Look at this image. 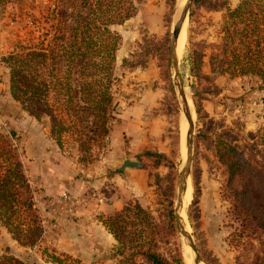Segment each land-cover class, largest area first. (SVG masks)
I'll list each match as a JSON object with an SVG mask.
<instances>
[{"label":"trees","instance_id":"obj_1","mask_svg":"<svg viewBox=\"0 0 264 264\" xmlns=\"http://www.w3.org/2000/svg\"><path fill=\"white\" fill-rule=\"evenodd\" d=\"M48 1L49 7L33 20L34 39L20 42L2 59L10 69L11 95L31 117L49 119L51 135L61 148L68 139L67 144L74 143L83 155L82 161L93 165L100 153L109 150L105 139H111L114 124L119 122L115 87L122 36L116 28L138 15L140 2ZM215 9L224 16L222 36L210 55L212 73L232 79L252 77L264 83V0H240L234 8L224 0ZM203 61V52L193 56L191 72L199 81L209 80L202 72ZM128 62L125 59L123 64ZM138 67L143 65L129 68ZM224 133L230 135L231 131ZM15 136L0 133V230L6 229L21 246L35 247L44 239L46 219L37 205L38 192ZM222 137L218 135L215 150L225 170L223 194L237 223L235 235L238 243L247 239L255 252L253 263L264 264V129L253 145H239ZM162 161L169 158L158 156L157 164ZM155 177L158 186L162 177ZM171 194L168 192L167 198ZM169 205L167 218L173 229L174 203ZM99 219L117 242V263L139 264L137 258L142 256L148 264H170L152 247L157 227L141 204L126 205ZM128 248L134 251L126 257ZM177 263L183 264L182 259ZM0 264L25 262L5 254L0 255Z\"/></svg>","mask_w":264,"mask_h":264},{"label":"rangeland","instance_id":"obj_2","mask_svg":"<svg viewBox=\"0 0 264 264\" xmlns=\"http://www.w3.org/2000/svg\"><path fill=\"white\" fill-rule=\"evenodd\" d=\"M204 1V3H203ZM224 0H193L187 25V40L183 54L179 57V68L185 92L190 96L196 111L194 130V152L192 163L191 184L192 196L186 207L187 223L194 242L202 259L207 264H254V250L250 248L247 239L239 241L235 230L237 223L231 213V203L224 196L223 188L226 183L224 167L218 162L215 144L218 135L234 141L239 145L255 144L259 132L264 129V83L252 77L230 78L218 77L212 73L210 55L212 46L218 44L222 36V21L224 12L216 11L215 7ZM234 5L238 0H228ZM138 15L119 26L116 30L122 36V44L117 53L116 76L119 83L115 87L118 103H129L135 92L133 84L137 83V70H143L154 65L159 70L162 87L167 94L164 101L169 99L171 115V132L173 151L169 161L164 163L161 171H155L157 160H152L151 179L155 185L154 200L145 207L152 214L157 230L153 249L170 264L185 258V245L176 223L175 209L179 189V173L183 167L184 152L181 137L182 110L174 86V75L170 63V44L173 28L178 19L181 4L178 0H139ZM48 0H0V133L11 136L15 133V142L23 153V162L30 180L34 182L38 196L37 205L41 214L48 220L47 203L57 197L53 192L54 182H72L79 180L80 192L75 194L79 208L87 205L93 199L85 187L87 173L106 166L103 155L93 165L82 161L83 155L74 143L64 144L51 135L48 118L37 120L24 111L10 91V69L2 61L20 43H28L35 37L33 20L41 17V12L49 7ZM152 18L158 19L160 33L152 32L147 25ZM159 26V25H158ZM156 31V32H155ZM203 52V74L209 80H197L192 72L193 56ZM129 62L124 65V60ZM142 64L143 67L130 69L131 65ZM163 83V84H162ZM119 123L115 122L114 125ZM231 131L227 135L224 132ZM224 133V134H223ZM183 134V135H182ZM254 135L255 138H251ZM111 141L108 143L110 146ZM118 154L117 158H121ZM98 165V167H97ZM96 166V167H95ZM102 179V172L98 171ZM155 174L162 177L158 183ZM99 189L95 192H101ZM67 192V191H66ZM171 192L170 198H167ZM64 193V192H63ZM68 194H74L68 190ZM102 193V192H101ZM66 194V193H65ZM90 195V196H88ZM106 196V195H105ZM85 198V203L82 200ZM98 196L95 198L97 200ZM95 200V201H96ZM174 203V228L169 227L167 213L170 203ZM137 204V203H130ZM78 211L77 217L70 230L81 226ZM46 226V222H45ZM147 230V227H145ZM35 247H24L15 241L6 229L0 230V255H15L25 264H120L115 258L117 245L108 251L114 262L105 260L102 263H85L79 256L83 251H73L68 255L52 246L46 238ZM241 239V238H240ZM183 245V246H182ZM257 245V244H256ZM68 247H72V244ZM129 249V248H128ZM133 249L126 252V257L132 255ZM106 254V253H104ZM98 255V254H97ZM100 255V254H99ZM75 257V258H74ZM96 255L93 256V259ZM79 258V259H78ZM61 263L55 262V260ZM108 259V258H107ZM139 264H148L142 256L137 258Z\"/></svg>","mask_w":264,"mask_h":264},{"label":"crops","instance_id":"obj_3","mask_svg":"<svg viewBox=\"0 0 264 264\" xmlns=\"http://www.w3.org/2000/svg\"><path fill=\"white\" fill-rule=\"evenodd\" d=\"M239 2L240 0L230 5L234 8ZM157 20L152 18L147 27L152 32L157 30L158 32H155L159 34L160 30L157 28H160V23L156 22ZM152 64L135 72L137 83L132 85L135 88L133 96L128 104L119 103V124L114 125L109 150L102 156L107 165H100L102 161L98 162V165L102 166L99 169L102 179L98 178L99 170H94L95 168L87 173L85 187L89 194L92 193L93 199L79 208V214L82 216L78 229L70 230L75 222L67 215L63 197L68 190L74 194L73 198L75 194H79V180L57 181L51 186L57 197L52 201L53 206L49 210L48 220L46 219V238L52 242L54 248L70 256L71 250L83 251L84 257L79 258L84 259L85 263H102L105 260L114 262L107 252L112 251L116 240L100 221L99 216L114 214L132 202L143 207L150 206L154 200L151 195L155 190L151 179V169L154 168L151 166L152 160H157L158 156L169 158L173 151L169 99L164 101L167 91L158 82L161 79L159 70H155ZM118 154L121 155L120 159L117 158ZM125 158L142 163L143 166L120 171ZM164 163L162 161L154 168L155 171H161ZM99 189L102 193L95 192ZM71 244L72 247H68ZM95 255L96 258L93 259Z\"/></svg>","mask_w":264,"mask_h":264},{"label":"water","instance_id":"obj_4","mask_svg":"<svg viewBox=\"0 0 264 264\" xmlns=\"http://www.w3.org/2000/svg\"><path fill=\"white\" fill-rule=\"evenodd\" d=\"M179 1V0H178ZM193 0H187L185 5L180 8L178 19L173 28V35L170 44V63L174 75V86L178 96L179 104L182 110V113L188 117V128L185 135V150H186V162L183 165L179 173V189L178 197L175 209L176 223L178 226L179 233L184 241L185 249L189 250V254L192 255L191 262L192 264H203L205 261L202 259L199 250L194 242L192 235L188 234V223H187V214L185 206V191L188 187V180L191 179L192 174V163H193V152H194V130H195V119H193V112L191 108L184 102L185 96V85L180 74L179 68V58L177 55V47L180 35L182 33L184 24L189 20L190 11ZM194 115L196 118V111L194 109ZM142 163L131 161L128 158L124 159L123 165L120 168V171H125L126 169L141 168ZM184 212V213H183Z\"/></svg>","mask_w":264,"mask_h":264},{"label":"bare ground","instance_id":"obj_5","mask_svg":"<svg viewBox=\"0 0 264 264\" xmlns=\"http://www.w3.org/2000/svg\"><path fill=\"white\" fill-rule=\"evenodd\" d=\"M186 1L187 0H179V3L181 4V7L185 5ZM187 25H188V21L185 22L183 30H182V33H181L180 38H179L178 47H177L178 58L183 54V51H184V48H185L187 35H188L187 34ZM184 102L191 108V110L193 112V119H195L193 102H192V99L190 98V96L187 95L186 92H185V96H184ZM182 119H183V122H182V125H181V131L182 132L184 131V123H185L184 137H181V140H182L181 143H182V148H183V152H184V157H183L182 164L184 165L185 162H186V158H187L186 150H185V147H184V145H185V135H186V131H187V128H188V117H187V115L182 113ZM191 183H192L191 179H189L188 180V187H187V189L185 191V201H186L185 206H187V204L189 203V201L191 199V196H192L193 186L190 185ZM188 234L191 235V230L189 229V226H188ZM191 239L193 240L192 237H191ZM185 251H186L185 252V258H187V264H192V262H191L192 255L189 254V250L185 249ZM203 264H207V263L204 262Z\"/></svg>","mask_w":264,"mask_h":264},{"label":"built area","instance_id":"obj_6","mask_svg":"<svg viewBox=\"0 0 264 264\" xmlns=\"http://www.w3.org/2000/svg\"><path fill=\"white\" fill-rule=\"evenodd\" d=\"M105 142L108 144L110 142V138H106ZM65 206H66V212L69 218L75 219L77 217V213L79 211V201L76 198H73L72 195L66 193L63 197ZM83 203H85V198L82 200ZM50 207L53 206V203L51 201H48L47 203ZM47 224V223H46Z\"/></svg>","mask_w":264,"mask_h":264}]
</instances>
